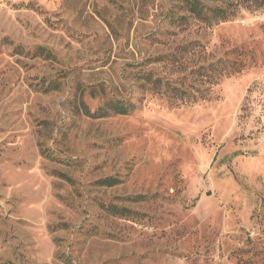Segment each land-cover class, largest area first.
<instances>
[{
    "label": "rangeland",
    "instance_id": "374dc122",
    "mask_svg": "<svg viewBox=\"0 0 264 264\" xmlns=\"http://www.w3.org/2000/svg\"><path fill=\"white\" fill-rule=\"evenodd\" d=\"M176 5L0 0V264H264V113L240 111L264 81V10L184 29ZM192 41L205 56L181 55ZM232 50L243 71L209 100L79 112L139 97L138 69L175 80Z\"/></svg>",
    "mask_w": 264,
    "mask_h": 264
},
{
    "label": "trees",
    "instance_id": "16d2710c",
    "mask_svg": "<svg viewBox=\"0 0 264 264\" xmlns=\"http://www.w3.org/2000/svg\"><path fill=\"white\" fill-rule=\"evenodd\" d=\"M175 6L180 10L176 15L171 12L169 15L170 24L184 29L193 24L210 29L220 23L233 20L241 11L264 10V0H175ZM198 50V55L204 53V46L197 41H192L179 48L181 55ZM208 54V53H207ZM211 54V53H210ZM203 57V61L195 68H191L187 73L170 80L155 75L151 70L138 69L133 80L138 83L139 97L129 99L110 98L104 106L95 111H91L84 103H80L79 112L90 119H104L110 116H128L140 109L144 102L145 94L158 96L163 99L168 106L189 107L201 101L210 99V93L224 79L236 76L243 71L240 62L242 53L232 50L227 53L229 57ZM180 58L172 56L169 61L170 66L176 65ZM153 62L163 63V57H157ZM165 65L168 63H164ZM261 110L264 113V81L253 82L246 90L242 100L240 111L243 116H247ZM99 186L112 188L118 184L114 178H106L98 181ZM140 198H135L137 201ZM106 211L112 216H124L126 209L117 208L112 205L106 207Z\"/></svg>",
    "mask_w": 264,
    "mask_h": 264
}]
</instances>
